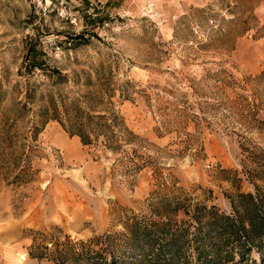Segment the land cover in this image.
I'll return each mask as SVG.
<instances>
[{
    "label": "rangeland",
    "instance_id": "obj_1",
    "mask_svg": "<svg viewBox=\"0 0 264 264\" xmlns=\"http://www.w3.org/2000/svg\"><path fill=\"white\" fill-rule=\"evenodd\" d=\"M82 30L97 36L74 50L66 39ZM30 42L50 65L79 75L60 95L105 84L112 97H128L113 108L136 137L122 157L48 121L29 141L23 173L3 155L0 264H38L27 252L32 230L59 227L76 239L121 230L118 210L146 213L154 170L227 212L236 188L222 169L237 170L241 189L254 191L244 171L255 165L249 151L264 149V0H0L2 107L47 83L19 72Z\"/></svg>",
    "mask_w": 264,
    "mask_h": 264
},
{
    "label": "trees",
    "instance_id": "obj_2",
    "mask_svg": "<svg viewBox=\"0 0 264 264\" xmlns=\"http://www.w3.org/2000/svg\"><path fill=\"white\" fill-rule=\"evenodd\" d=\"M91 35L97 36L94 31L82 30L69 34L66 40L75 50L88 43ZM19 72L28 75L39 72L47 83L34 84L7 107L1 106L3 97H0V161L3 155H6L4 159L13 160V166L18 169L16 176L28 168L30 151L34 149L29 141L37 139L48 121L57 122L83 145L101 144L112 153L127 156L129 150L125 146L131 145L136 135L113 107L115 102L121 103L128 97H112L114 91L105 84L76 97L60 95L58 90L69 81L77 82L79 75L70 76L50 65L46 52L31 42ZM89 80L87 75L86 84H90ZM43 84L51 88L45 96L38 97ZM41 101L39 108L31 111L28 105ZM29 112L32 115L27 118ZM24 124L27 136L22 139L20 130ZM15 151L20 152L12 157ZM249 153L255 165L244 171V175L253 192L241 189L242 177L237 170L222 169L233 173L231 182L236 188L228 196L229 212L207 199L199 200L175 177L154 170L156 188L150 191L146 213L118 210L121 230H107L85 239L72 238L59 227H54V232L32 230L28 255L37 259L38 264H257L252 257L256 253L264 262V193H261L264 192V149L259 147V151ZM197 188L202 190V196L211 198V188Z\"/></svg>",
    "mask_w": 264,
    "mask_h": 264
}]
</instances>
